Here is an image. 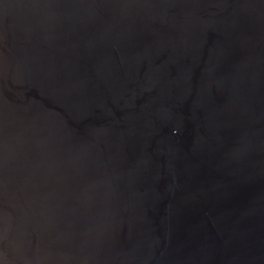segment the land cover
Returning <instances> with one entry per match:
<instances>
[{"label":"water","instance_id":"water-1","mask_svg":"<svg viewBox=\"0 0 264 264\" xmlns=\"http://www.w3.org/2000/svg\"><path fill=\"white\" fill-rule=\"evenodd\" d=\"M0 264H264V0H0Z\"/></svg>","mask_w":264,"mask_h":264}]
</instances>
